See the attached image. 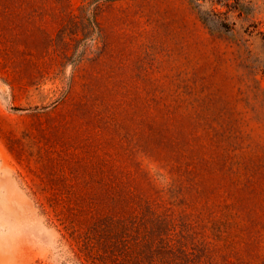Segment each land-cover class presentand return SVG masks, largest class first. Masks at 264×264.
<instances>
[{
  "label": "rangeland",
  "instance_id": "1",
  "mask_svg": "<svg viewBox=\"0 0 264 264\" xmlns=\"http://www.w3.org/2000/svg\"><path fill=\"white\" fill-rule=\"evenodd\" d=\"M0 264H264V0H0Z\"/></svg>",
  "mask_w": 264,
  "mask_h": 264
},
{
  "label": "trees",
  "instance_id": "2",
  "mask_svg": "<svg viewBox=\"0 0 264 264\" xmlns=\"http://www.w3.org/2000/svg\"><path fill=\"white\" fill-rule=\"evenodd\" d=\"M97 230V224L92 225L86 232H85V239L87 243L92 242L93 233Z\"/></svg>",
  "mask_w": 264,
  "mask_h": 264
}]
</instances>
